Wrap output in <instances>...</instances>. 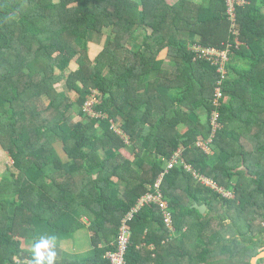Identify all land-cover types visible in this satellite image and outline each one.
<instances>
[{
    "label": "trees",
    "instance_id": "trees-1",
    "mask_svg": "<svg viewBox=\"0 0 264 264\" xmlns=\"http://www.w3.org/2000/svg\"><path fill=\"white\" fill-rule=\"evenodd\" d=\"M225 7L224 0H0V146L13 168L0 178V264H32L41 228L90 233V256H61L55 245V264H109L104 254L116 249L123 216L178 149L234 197L200 183L183 163L169 168L160 189L174 230L155 205L142 206L128 221L125 264H251L264 249V0L237 7L234 27ZM105 29L91 59L89 38ZM138 30L141 43L130 48ZM227 41L223 95L214 104L216 67L188 48ZM163 49L168 64L158 58ZM94 93L96 117L84 111ZM214 110L220 127L212 134ZM209 137L205 152L196 141ZM126 146L132 159L120 153Z\"/></svg>",
    "mask_w": 264,
    "mask_h": 264
},
{
    "label": "built area",
    "instance_id": "built-area-1",
    "mask_svg": "<svg viewBox=\"0 0 264 264\" xmlns=\"http://www.w3.org/2000/svg\"><path fill=\"white\" fill-rule=\"evenodd\" d=\"M225 1V14L227 15L228 20L231 23V26H235V11L236 8L247 3V0H224ZM235 46L238 45V41L234 38ZM232 44L230 42L223 43V46H204L199 43H191L189 45V50L194 53V59H205L210 62L211 65L216 67L218 74V79L216 81V86L214 88L213 103L217 104L218 100L222 97V80L225 77L226 73V62L228 61ZM96 94L88 99L84 104V111L90 116H100L93 109V105L96 103ZM210 124L212 126V134L220 127L218 121V113L216 110L212 111L210 115ZM118 133H121L120 130L114 128ZM126 143L127 140L124 138ZM211 141V137L207 140H197L196 145L202 148L205 152H208L209 146L208 143ZM180 149L176 150L169 159L166 160L165 169L160 173L158 178L155 180L154 184L150 188L140 195L136 202L130 207V209L125 213L121 220V224L118 228V234L115 240L116 249L108 250L104 254L105 258L108 259L109 264H125V253L129 243V238L131 235L130 229L128 227V221L133 217V215L144 205H155L156 210L161 215L163 223L168 228L170 232H173L172 224V215L169 209L167 200L163 197L160 189V181L162 175L169 169L174 167L176 164L183 163L184 168L191 172L194 178L200 183L210 187L212 190L220 193L222 196L226 197L223 191H228L222 186H219L214 180L204 175L197 173L189 164L184 163L180 157ZM221 187L222 190L221 191ZM229 198V197H227Z\"/></svg>",
    "mask_w": 264,
    "mask_h": 264
},
{
    "label": "crops",
    "instance_id": "crops-1",
    "mask_svg": "<svg viewBox=\"0 0 264 264\" xmlns=\"http://www.w3.org/2000/svg\"><path fill=\"white\" fill-rule=\"evenodd\" d=\"M169 1H175V0H169ZM195 1H200L203 4H206L208 0H195ZM140 30L135 31L136 35L134 37L129 38L127 45L130 48L136 49L139 44L141 43L142 36L138 35ZM158 58L164 60V64H168V58H167V49H163L159 55ZM180 131L185 130L184 125H179ZM56 148L58 151V154L60 158L63 160V162L68 161L67 155L62 151L61 149V143L56 144ZM108 154V153H106ZM210 155V160L211 162H215L216 157L215 155ZM78 217L80 218L81 221L87 224V221L89 219V215L84 212V210H79L78 211ZM150 227L154 228L155 224L152 223ZM38 232L40 234V237H45V236H55L56 237V245L60 249V255L61 256H68V257H80V258H86L90 256L91 254V246L90 243L88 242L90 233H88V238H86V234L81 235V229L78 230L76 233L69 235V236H63L61 237L58 234H55L52 230H49L47 228H41L38 229Z\"/></svg>",
    "mask_w": 264,
    "mask_h": 264
},
{
    "label": "rangeland",
    "instance_id": "rangeland-1",
    "mask_svg": "<svg viewBox=\"0 0 264 264\" xmlns=\"http://www.w3.org/2000/svg\"><path fill=\"white\" fill-rule=\"evenodd\" d=\"M108 36V30L105 29L104 32H102L101 34H97L94 35L92 37L89 38V42H88V53L91 59L95 58L98 53L101 51L103 45L106 42ZM57 87H59V89H61V86L58 85ZM64 94L66 95V93L64 92ZM72 96V95H71ZM73 97V96H72ZM208 152H210V150L208 149ZM120 153L122 156L124 157H130V159H132L131 156V152L130 150L126 147H123L120 150ZM109 154V153H108ZM216 162V160H215ZM7 168H9L10 170H12V160L11 158L7 155V153L5 151H3V149L0 146V178L2 176V174L7 173ZM221 191L222 187H221ZM224 195L226 197L229 198H233L234 197V193L231 190L228 191H223ZM225 221H229V220H225ZM222 221V222H225ZM217 227L219 226V224H215ZM84 233L86 234V238H88V231L86 230V228H82L81 229V235H84ZM264 236V234H263ZM89 242V240H88ZM29 243H25L26 247H30V245H28ZM262 264H264V261L262 262Z\"/></svg>",
    "mask_w": 264,
    "mask_h": 264
},
{
    "label": "clouds",
    "instance_id": "clouds-1",
    "mask_svg": "<svg viewBox=\"0 0 264 264\" xmlns=\"http://www.w3.org/2000/svg\"><path fill=\"white\" fill-rule=\"evenodd\" d=\"M56 237L45 236L35 241L32 246V264H55L56 260Z\"/></svg>",
    "mask_w": 264,
    "mask_h": 264
},
{
    "label": "water",
    "instance_id": "water-1",
    "mask_svg": "<svg viewBox=\"0 0 264 264\" xmlns=\"http://www.w3.org/2000/svg\"><path fill=\"white\" fill-rule=\"evenodd\" d=\"M194 206L201 212L203 213L206 209V206L205 205H197V204H194ZM258 258H264V249H262L261 251H259L255 256H253L250 260V263L251 264H256V260Z\"/></svg>",
    "mask_w": 264,
    "mask_h": 264
}]
</instances>
